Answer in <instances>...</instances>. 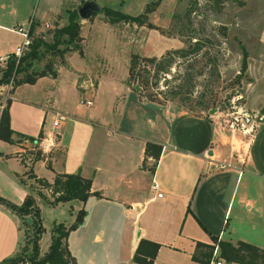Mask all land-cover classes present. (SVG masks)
Here are the masks:
<instances>
[{
  "label": "crops",
  "instance_id": "1",
  "mask_svg": "<svg viewBox=\"0 0 264 264\" xmlns=\"http://www.w3.org/2000/svg\"><path fill=\"white\" fill-rule=\"evenodd\" d=\"M46 1L51 4L49 14L55 17L53 24L44 21L47 30L58 25L60 18H68V10L78 8L84 0ZM150 1L96 0L100 6L129 14L143 12ZM35 3L36 0H0V32L16 36L13 43L0 38V57L14 52L22 41L23 36L15 27L31 25V30H36L40 25L33 15ZM99 12L111 25L130 27L135 36L148 28L147 23L110 22L103 11ZM92 17H80V26ZM147 20L151 22V16ZM45 29L34 32L38 35ZM126 78V86L114 92L111 88L115 83L101 91L100 79H89L82 87L90 91L87 99L92 102L87 105L93 104L95 98L94 106L99 109L86 114L69 113L62 120L64 129L60 130L61 121L57 128L51 126L58 134L55 143L51 144L54 129L41 138V159L47 164L49 161L54 171L50 179L45 177L48 181L58 172H79L91 179V190L99 195H90L85 201L74 198L48 202L52 197L46 187H40L33 177H29L30 185L24 179L27 165L21 153L29 147L27 141L14 138L11 142L17 148L10 155L19 161L21 169L7 168L0 159L1 197L21 204L31 194L39 208L43 199L69 208L68 220L54 218L51 228L46 227L41 233L40 254L49 247L53 225L59 221L71 224L81 207L85 210L83 219L67 236L75 264H141L133 259L141 238L159 243L152 264H208L211 257L207 259L206 251L211 246L205 243H214L212 235L231 242L241 239L264 248V119L248 135L232 131L215 114H196L174 101L148 100ZM112 95L110 109L105 101L109 104ZM4 102L0 91V111ZM67 126L73 132V141L64 139V144ZM12 129L14 133L26 134ZM148 141L160 146L157 157L146 156ZM91 144L93 149L87 158ZM73 151L77 152L75 157ZM56 154L62 158L59 168L52 166ZM27 217L30 216L22 218L0 200V261L20 249L22 235L27 232ZM213 248L217 255L218 245Z\"/></svg>",
  "mask_w": 264,
  "mask_h": 264
},
{
  "label": "rangeland",
  "instance_id": "2",
  "mask_svg": "<svg viewBox=\"0 0 264 264\" xmlns=\"http://www.w3.org/2000/svg\"><path fill=\"white\" fill-rule=\"evenodd\" d=\"M50 5L46 0H36L33 15L38 17L40 25L36 30L34 27L30 38L36 36V31L45 29L44 21L55 23V17L49 14ZM102 15L103 13L97 11L90 20L80 26L82 53L74 49L69 55L66 56V53L70 50L60 56L46 50L39 59L34 60L32 65L34 69L45 68L46 64H50L52 68L65 65L59 67L56 76L41 75L34 82H22L14 88L11 83H7L9 87L6 84L0 85L1 94L3 98L5 97L4 103L10 95L12 96L9 108L11 127L32 136L42 127V136L36 142L25 140L21 133L12 134L17 141H27L29 146L21 153L27 165L24 175L27 185H30L32 180L29 178L31 171L47 179L53 175L54 171L43 159L38 158L29 163L38 153L44 156L41 138L49 130L54 129L52 120L57 118L61 121V130L64 129L62 120H65L69 113L86 114L99 109L94 106L95 98L91 105L81 102L82 97L87 99L90 94L89 90L82 88L89 79H100L101 91L114 83L116 86L111 88V92L121 91L126 86L124 81L128 73L130 55L133 52L159 58L169 50L186 48L194 40H202L201 48L195 54L188 56L172 54L166 71L161 70L158 74L149 77L148 90H161L158 94L161 102H178L184 109L196 114H215L222 123H224L222 116L236 109H244L255 118L256 115L264 112V0H159L154 9L147 13V19L151 16L152 21L147 20L145 23L149 22L153 27L150 28L147 23L148 28L144 29L146 31L138 32L136 36L130 27L111 25L102 19ZM67 22L68 18L64 16L58 20V25ZM39 35L48 41L52 40L51 33L46 29ZM1 37L10 43L16 38L9 32H0ZM166 37L176 38L166 39ZM241 45L247 49L245 71L240 69ZM13 57L12 52L4 59H0V76L6 60ZM152 73L151 70L150 74ZM21 74L22 72L17 76ZM112 78L115 80L113 83ZM129 84L133 86L137 83L132 81ZM92 86L93 89L96 88ZM176 88L180 91L177 95H173L172 92ZM112 99L113 95L109 104L105 101V105L110 109ZM119 107L118 104L116 110ZM52 135L51 144L58 139L56 129ZM72 135V130L67 126L63 143L65 144L64 139L71 138L73 141ZM16 148L14 143L0 138V159L5 162L7 168L17 170L19 161L12 158L13 154L10 155ZM91 149H93L92 144L87 158ZM76 155L77 152L73 151L72 157ZM69 157L72 158L71 153ZM52 166L55 168L62 166V158L59 155L54 156ZM39 194L45 196V192ZM48 202L43 199L39 203L44 230L46 227L51 228L54 218L69 219L67 205ZM62 211L65 213L61 214ZM19 215L22 218L27 215L30 217H27L28 223H25L27 232L22 235L21 247L13 257L21 255L28 258L32 255L30 240L34 235L36 215L33 212L19 213ZM210 250L212 258L215 250L213 247H208L206 254ZM218 254L219 251L216 258L219 257ZM10 259L2 264H8ZM219 259L226 264H233L227 263L221 257ZM17 264L32 263L20 260Z\"/></svg>",
  "mask_w": 264,
  "mask_h": 264
},
{
  "label": "trees",
  "instance_id": "3",
  "mask_svg": "<svg viewBox=\"0 0 264 264\" xmlns=\"http://www.w3.org/2000/svg\"><path fill=\"white\" fill-rule=\"evenodd\" d=\"M158 3L159 0H151L146 4L144 11L138 14H129L109 6H102V10L100 11L104 12L110 22L132 21L137 24H143L147 21V13L152 11ZM95 12L97 11H94L92 15ZM32 22L33 19L31 24H33ZM147 23L151 26V23ZM31 28L32 26L30 25V34L32 32ZM47 31L51 33V41L44 39L42 35L39 34L32 36L29 46L19 56L13 52L14 57L6 60L5 67L1 69L0 85L11 82L12 88H14L22 82H34L41 75L52 74L55 76L56 68H52L50 64H46L45 68L42 69H34L32 67L34 60L39 59L41 54L46 50L60 56L71 49H78L80 53L83 52L80 44V21L77 8L68 11V22L66 24L61 26L55 25L53 28L47 29ZM201 41L202 40L196 39L188 47L169 50L167 54H163L159 58L156 56H142L135 52L131 53L128 65V82L132 83V81H135L137 83L133 84V86H139V94L142 97L148 100L159 101L160 98H158V94L161 93V90H148L147 84L149 83V77L154 76L155 73L158 74L161 70L165 72L167 69L166 66L170 64L172 54L177 53L180 56H188L192 53L195 54V52L201 48ZM241 48L242 62L240 69L245 71L247 68V49L243 45H241ZM28 69L29 71H27ZM151 70L153 71L152 74H150ZM20 72H22L21 76H17ZM179 91V88H176L172 93L173 95H177ZM10 102L11 99L7 98L6 103L2 106L0 111V138L8 142H13L14 138L12 134L14 130L10 126L9 115ZM41 133L42 131L40 130L37 136L22 133L20 135L36 142L38 138L42 136ZM159 148V145L148 141L145 147L146 156L151 154L157 157ZM41 157L42 155L38 153L33 160ZM22 161L24 162L23 158ZM49 164L48 161V165ZM30 176L33 177L37 183L50 191V196L52 197L49 199L50 203L67 201L74 198L85 201L90 195L100 194L96 190H91V179L82 176L79 172H58L55 174L52 181H48L32 171ZM0 200L6 202L18 213L33 212L36 215L34 219V235L30 240L32 255L28 258H24L21 255L16 257L10 256L0 261V264L10 258L8 264H17L20 260H26L32 264H75V258L68 249L67 236L69 231L74 229L82 221L85 214L84 208L81 207L77 211L75 219L71 224L65 225L63 221H59L53 225L49 247L43 254H40L38 241L44 230V226L41 223L40 208L36 204L35 198L31 194H27L21 204L12 203L1 196ZM211 238L214 243L205 244L210 245L211 248L217 244L219 247V257L223 258L227 263L264 264L263 247L241 239L236 242H231L230 240L219 239L215 235H212ZM158 247V242L141 238L133 254V259L141 264H152ZM207 255L209 256L207 259H209L211 257V250ZM219 257L217 256V258Z\"/></svg>",
  "mask_w": 264,
  "mask_h": 264
},
{
  "label": "built area",
  "instance_id": "4",
  "mask_svg": "<svg viewBox=\"0 0 264 264\" xmlns=\"http://www.w3.org/2000/svg\"><path fill=\"white\" fill-rule=\"evenodd\" d=\"M17 30L22 36V41L16 46L14 53L19 56L30 44L31 38H30V32L29 27H25L23 25H18L14 28ZM5 57H0V59H4ZM11 83V82H8ZM7 85V83H5ZM7 87H9L7 85ZM7 92H9L7 90ZM6 96V95H5ZM5 98V97H4ZM85 102L86 104H90L92 100L90 98L83 99L82 102ZM57 114V113H56ZM222 119L224 121V125L228 126L232 131L241 132L243 134H250L254 128L258 125V123L264 119V112L260 113L259 115L253 116L250 112L244 110V109H236L233 110L230 114H227L226 116L223 115ZM52 125L54 128H57L59 125V121L57 118H54L52 121ZM154 186H157V183L154 181ZM158 196H161V193H157ZM214 251V256L209 260L208 264H226L223 260L216 258Z\"/></svg>",
  "mask_w": 264,
  "mask_h": 264
},
{
  "label": "water",
  "instance_id": "5",
  "mask_svg": "<svg viewBox=\"0 0 264 264\" xmlns=\"http://www.w3.org/2000/svg\"><path fill=\"white\" fill-rule=\"evenodd\" d=\"M79 16L85 19L91 17L94 11L102 10V6H100L96 0H84L80 6L77 8ZM135 88H139L138 85H135Z\"/></svg>",
  "mask_w": 264,
  "mask_h": 264
}]
</instances>
